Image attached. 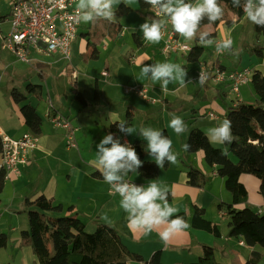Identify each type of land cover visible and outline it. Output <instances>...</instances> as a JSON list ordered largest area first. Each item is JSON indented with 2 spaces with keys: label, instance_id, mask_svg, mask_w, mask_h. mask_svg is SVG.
Returning a JSON list of instances; mask_svg holds the SVG:
<instances>
[{
  "label": "crops",
  "instance_id": "crops-1",
  "mask_svg": "<svg viewBox=\"0 0 264 264\" xmlns=\"http://www.w3.org/2000/svg\"><path fill=\"white\" fill-rule=\"evenodd\" d=\"M194 2L195 0L192 3ZM130 8H133V6ZM133 9L132 11H134ZM139 11L141 12L140 15L146 20L158 18L155 17V9L151 11L139 9ZM131 13L125 14V17H120L118 23L112 22L110 26L105 25L99 31L102 35L97 39V44L92 49L91 57L93 59L98 60L101 56L99 51L101 43L109 42L116 45L117 41H120L118 38L125 39L126 36L123 31L133 35L137 49L126 56L118 54L115 57L113 51L109 50L106 45L103 46L105 53H110L105 55L107 60L102 71L92 69V82L95 79V85L92 86L91 101L88 100L89 92H85L83 90L84 85H82L76 90L73 102L62 104L50 101L49 107L42 116L39 115L36 107L28 102L30 95L42 90L43 86L41 84L23 81L19 83L18 87L11 84L6 88L7 95H4L2 101H0L2 102V105H0V129L5 135L14 139H19L28 132L35 133L39 137V146L31 152L30 162L20 166V175L13 177L14 180H12L10 174L8 175L5 172V187L0 195V234H6L8 242L6 247L0 250V264H36L38 262L33 249L22 244L21 234L23 231L29 230L27 203L29 201L33 202L40 196L53 200L54 204L62 206V211L57 214L58 216H77L84 223V219L92 217L93 214L95 216L92 219L112 227L129 250L143 258L142 262H132L131 264L148 263L157 253L161 254L162 264H193L202 256L204 246L214 248L215 260L219 264H244L250 253L258 250L257 247L240 245L241 240L236 238L239 241V246L245 251L239 250L234 253L233 240L235 238L229 237V230L223 231L220 229L218 223L209 217L210 213H214V211L208 210L209 205H214L219 215L228 219L225 212L219 210V205L227 201L224 202L211 196V191L215 190L214 184L219 181L225 185V180L217 174L215 168L205 163L204 152L199 151L189 154L188 151L183 150V145L187 144L191 130L197 129L206 134L209 128L218 126L226 119L229 110L237 106L238 100L241 103H246L242 96V90L248 85L240 89V97L238 98L227 83L209 80L205 84H200V90L212 88L214 92L210 98L205 94L203 101L184 103L180 101L179 91H170L169 93L151 92L152 89L145 86L144 82L153 83V81L150 78L143 79L144 77L140 76L144 64L163 62L160 57L153 53H159L167 59L173 56H181L186 60V65L184 63L179 64L187 70L188 79L194 74L197 75V81L202 65L210 70L215 65H220L228 71L242 70V68L229 69L222 65L220 58L217 56L214 60L213 56L212 61L202 62V59L197 62L188 61L189 53L165 56L161 52L163 44L161 40L159 43L147 44L143 37L136 32L134 22L130 23L128 21ZM219 28L217 31H219ZM204 29L205 31H203ZM204 29L200 32L212 33L214 30L211 26ZM233 30L235 29L229 27L226 34H230ZM79 34L81 33L78 29V36ZM217 38L218 32L212 40ZM181 39L193 47L190 40L182 36ZM152 46H154V49H150ZM232 48L235 51L233 44ZM87 52H89L88 48ZM150 53L153 55H148ZM43 54L55 59H67L61 53L49 55L33 50V55L30 52V62L39 64L40 61L36 57ZM222 54L229 55L231 53L224 52ZM34 55L37 56L34 57ZM257 55L259 54L257 53ZM31 56L34 58L32 59ZM67 61L71 62V57ZM39 67L40 72L43 73V66L39 64ZM80 68L84 70V73H89V70H86V64L81 63ZM259 69L262 70L261 67ZM259 69L253 67L250 70L253 72L259 71L264 76L263 70L260 71ZM105 71L109 73L108 77L102 75ZM197 71L198 74H196ZM75 73L78 76L73 68L72 77ZM96 76H100L102 80L94 78ZM75 79L78 81V77ZM31 85L38 86V92L29 89ZM186 86H182V89ZM134 87L147 88V99L134 92L126 93V88ZM14 90L25 97L22 103L18 104L14 100ZM228 95L233 96L230 104L226 102ZM24 104L34 107L41 118L42 125L39 133L34 132L25 124V119L21 113V106ZM90 106H92V110ZM51 113L53 116H59L70 121L71 125L77 129V148L67 147V131L57 127L52 122ZM109 113H112V115L109 116ZM170 113H174L184 120L187 131L178 136L168 127L171 120ZM211 113L215 114L217 118H211L209 116ZM118 121L130 122L129 126L136 128L137 133L125 135L113 131L112 126L118 124ZM142 126L153 127L162 132L166 131L172 140L173 151L179 154V163L177 165L169 164L168 168H161L158 176L154 179H146L140 173H130L126 177L127 180L140 186H146L153 180L167 185L170 194L168 202L179 209L176 215L186 214L187 223L190 227L177 233L167 244L161 241L157 231L145 235L143 231L129 226L126 213L119 206L120 196L110 191V186L103 181L94 163L97 145L105 135L113 134L121 143L132 145L143 140L138 133L139 128ZM212 145L216 148H224V144ZM2 160L0 147V170H3L1 168ZM146 160L155 161L150 156H147ZM191 168L199 169L202 173L208 175L209 179L204 187L198 188L188 184L187 173ZM240 182L244 184L248 191L249 206L264 211V201L259 193L260 181L254 176L244 174L240 177ZM195 207L205 209L206 218L219 227L221 231L219 238L192 226L191 220ZM237 208L243 209L245 205H238ZM104 213H107L111 223H106L101 219V215Z\"/></svg>",
  "mask_w": 264,
  "mask_h": 264
},
{
  "label": "trees",
  "instance_id": "trees-1",
  "mask_svg": "<svg viewBox=\"0 0 264 264\" xmlns=\"http://www.w3.org/2000/svg\"><path fill=\"white\" fill-rule=\"evenodd\" d=\"M136 1L140 10H152L150 5L144 3V0ZM186 2L192 3L193 0H186ZM219 3L224 10L221 19L214 23L205 20L200 27V31L207 26L214 29L212 33H208L210 39L217 36L220 25L226 24L231 27L246 17L241 8L233 7L232 0H219ZM118 11L121 14H128L132 12V8L121 3ZM3 20L1 19L0 23ZM254 28L258 38L264 37V28L256 25ZM204 51L205 47L199 44V37H194L192 50L187 57L188 61H199ZM253 51L263 56L264 46L258 44ZM221 68L227 70L224 67ZM221 83H227L230 87L228 82ZM251 84L257 102L255 104L239 103L229 110L226 117L232 122L233 143L224 144V148H216L209 143L204 132L193 129L187 144L191 146L188 150L189 154L201 150L204 152L206 163L215 168L217 174L225 180L226 189L232 195L231 203L219 205V210L225 212L228 217L229 237L240 239L249 247L264 248V211L249 206L248 191L240 182V177L244 174L257 178L260 181L259 193L264 201V76L261 72H253ZM29 89L36 92L38 86L31 85ZM13 98L18 104L25 99L16 90L13 91ZM21 113L25 124L39 133L42 121L36 109L29 104H24L21 106ZM126 123L130 125V122ZM112 130L119 132L118 124L112 126ZM163 133L169 138L166 131ZM146 144L147 142L143 140L132 144L143 162L138 173L146 179H154L161 168L156 166L155 161L146 160L149 156L146 152ZM168 166L169 164H166L163 168ZM187 177L188 184L198 188L204 187L209 179L208 175L196 168H191ZM5 182L6 173L0 170V195L4 190ZM241 204H244L245 208L238 209L237 206ZM27 205L29 230L22 232V244L33 249L38 259L36 264H131L143 261L140 255L129 250L118 233L110 226L101 225L96 231L89 233L85 223L77 216H58L62 206L54 204L53 200L44 196L38 197L33 202L29 201ZM178 215L187 222L185 213ZM205 215V209L195 207L191 220L192 226L219 238L221 236L219 227ZM7 242V235L0 234V250L6 247ZM263 258V251L254 250L244 264H262ZM146 264H162L161 254H155ZM193 264H219L215 260L214 248L204 246L203 256Z\"/></svg>",
  "mask_w": 264,
  "mask_h": 264
},
{
  "label": "clouds",
  "instance_id": "clouds-1",
  "mask_svg": "<svg viewBox=\"0 0 264 264\" xmlns=\"http://www.w3.org/2000/svg\"><path fill=\"white\" fill-rule=\"evenodd\" d=\"M116 2L117 0H78L76 11L85 23H94L100 19L114 22L116 17L113 5ZM144 3L152 9H157L155 17H166L146 20L140 26L145 41L159 43L170 24L175 33L187 40L198 36L202 46L216 43L209 38L207 32H200V27L203 21L214 23L224 15L219 0H195L194 3H188L186 0H144ZM232 5L241 8L251 23L264 28V0H232ZM232 44L230 39L216 43V52L227 51L235 54ZM140 76L150 78L154 83L160 82L161 90L165 92L169 83H179L180 86L192 83V80L188 79L187 70L179 63L173 62L144 64ZM204 81L205 76L200 72L197 83L203 84ZM108 115L111 116L112 113ZM169 115V128L178 136L187 131V125L181 117L174 113ZM118 130L125 135L137 133L136 128L128 126L124 121H118ZM138 133L147 142L146 152L150 157H154L158 168L179 163V154L173 151L172 140L162 131L142 126ZM206 136L212 144L233 143L232 122L224 119L218 126L209 128ZM190 147L185 144L183 150L188 151ZM94 163L103 181L110 186V191L120 196L119 206L126 213L130 227L143 231L145 235L157 231L165 244L177 233L190 227L183 217L176 215L179 209L168 202L167 185L153 180L146 186H140L126 179L130 173L138 174V170L143 166L130 143H121L113 134L105 135L97 145ZM101 219L111 223L107 213L102 214Z\"/></svg>",
  "mask_w": 264,
  "mask_h": 264
},
{
  "label": "rangeland",
  "instance_id": "rangeland-1",
  "mask_svg": "<svg viewBox=\"0 0 264 264\" xmlns=\"http://www.w3.org/2000/svg\"><path fill=\"white\" fill-rule=\"evenodd\" d=\"M121 3H125L126 5L132 7L133 10L131 13L130 18L128 21L130 23L134 22V27L136 28V32L143 37V33L140 31V26L146 21L144 17L140 15V11L138 8L139 5L137 1L135 0H117V2L113 5V10L115 11V17L116 20L115 23H118L120 17H125V14H121L118 9L119 5ZM11 3L8 0H0V21L1 19H4L2 23H0V32L3 34H7L10 32L11 29ZM112 22L104 19L97 20L94 23H85L81 20V25L79 28V31L81 34H79L77 40L72 43L71 45V62L67 61V59H59V58H51L44 54L42 56H37L36 59L40 61V65L43 66V73L40 72V67L38 63L30 62L25 63L22 62L18 57L15 56V54L3 47V34L0 33V101H2V97L7 95L6 88L10 86L11 84H14L15 87L19 86L20 82L23 81H30L33 84H41L43 86L41 91H37L38 93H35L34 95H30L28 102L34 107H36L37 112L39 115L44 116V113L46 109L49 107V102H57L66 104L68 102H73L75 98V92L78 89V87L84 85L83 90L85 92H89L88 100H92V86L95 85V79L92 82V69L96 70H103V65L106 63V56L109 55V53H105V50L103 49V46L106 45L109 50L113 51L115 54L114 56L117 57L118 54H122L126 56L129 53H132L133 50L137 49V46L135 44L133 35L127 34V31H123L124 35L126 36L125 39L118 38L120 41H117L116 45L110 44L109 42L101 43L99 46V51L101 52V56L99 59H93L91 57L92 49H94V46L97 44V39L101 37V33L99 32L105 25H109ZM124 25V24H123ZM218 32V38L214 39L213 41H222L224 39H231L233 41V46L235 48V54H222L216 52L215 43L211 46L205 47V51L203 54V57L201 58L202 61H212L217 56L220 58V61L222 62V65L226 66L229 69H236L237 68H262L259 69L260 71L264 72V56H259L255 53L254 48L258 44L264 46V37L257 36L254 28V24L251 23L247 16L244 17L239 23L234 24L230 28H233V30L230 34H226V30L229 29V26L226 24L220 25ZM124 27H126L124 25ZM228 27V28H227ZM235 27V28H234ZM218 30V29H217ZM205 31V29L203 30ZM85 36V37H83ZM144 39V38H143ZM194 38L190 40L191 43H193ZM147 44H152L148 41H146ZM87 48L89 49V52H87ZM150 49H154V46H152ZM227 53V51H226ZM31 54L33 55V49L31 48ZM156 54L160 59L163 60V62H173V63H184L186 65V60L183 59L181 56H173L169 59L161 56L159 53H153ZM152 53L148 55H153ZM216 54V55H215ZM31 56V58H34ZM169 60V61H167ZM84 63L87 65L86 70H89V73H84V70L80 68V64ZM259 66V67H258ZM77 72L78 76L74 75L72 77V70ZM199 70V69H198ZM198 74V71L196 72ZM78 77V81L77 78ZM94 78H98L99 80H102L100 76H96ZM197 75L194 74L190 76L189 79L192 80V83L188 84L186 88L182 89V86L179 85V83H169L168 90L166 91L169 93L170 91L177 92L179 91L178 96H180L181 100L184 103H194V102H200L203 101L204 95L206 94L208 98L212 96L213 89H206V90H200V84L197 83ZM139 79V78H138ZM147 79V78H143ZM145 86L150 87L152 91H156V93H165V91L161 90L160 82H144ZM224 90V88H223ZM242 96L244 98V101L246 104H255L257 102V97L254 92L253 85L250 83L247 87H245L243 90ZM231 98H233L232 95H228L226 98L227 103H231ZM179 102V101H178ZM2 105V102H0ZM90 109L92 110V106H90ZM52 115V113H51ZM60 115V114H57ZM55 116V115H54ZM52 115L51 118L54 117ZM66 145H67V139H66ZM68 147V146H67ZM206 163V162H205ZM208 165V164H207ZM213 173V172H212ZM211 174V173H210ZM10 177L12 180H14L13 177H17L15 174H10ZM219 183V185H218ZM214 191H211V196L216 199H220L221 201H227L226 203L232 202V195L231 193L226 189V186L221 184L219 181L214 184ZM227 198V200H226ZM209 211H214L210 213L209 217L212 218V220H215L218 225L220 226V229L223 231L229 230L228 225V219H225L224 217H221L218 213V210H216V207L214 205L208 206ZM226 215V213H225ZM95 215L92 214V217ZM92 217H88L87 219H84V223L87 226V231L89 233L96 231V229L103 225V223H98L95 219H92ZM214 236V235H213ZM215 237V236H214ZM239 241L235 238L233 240V251L238 252L245 251L242 247L239 246ZM259 251L264 252V248L259 246L257 248ZM203 253H204V247H203ZM202 253V256H203ZM262 264H264V258L262 260Z\"/></svg>",
  "mask_w": 264,
  "mask_h": 264
},
{
  "label": "built area",
  "instance_id": "built-area-1",
  "mask_svg": "<svg viewBox=\"0 0 264 264\" xmlns=\"http://www.w3.org/2000/svg\"><path fill=\"white\" fill-rule=\"evenodd\" d=\"M8 1L11 3V29L7 34L0 32L3 34L4 48L11 50L16 57L25 63L31 61V48L39 53L49 55L61 53L67 59H70L71 45L77 39L82 20L80 14L76 11L78 0ZM156 12L157 9H155V14ZM158 18L166 19L162 16ZM161 41L163 43L161 52L165 56L179 53L186 54L192 50V45L183 41L181 36L172 30L170 24L167 26ZM220 42L223 41H217L216 43ZM200 72L205 76L203 84L209 80L218 83L228 82L231 90L237 94L238 98L240 97V89L250 84L253 77V71L248 68L228 71L222 69L220 65H215L211 70L202 65ZM102 75L108 77L109 73L105 71ZM125 90L126 93L134 92L145 99L148 97L147 88L134 87ZM239 103L241 102L238 100L237 105ZM209 116L213 119L217 118L213 113ZM52 122L57 127L67 131L68 148H77V129L71 125L70 121L54 116ZM38 146L39 137L35 133L28 132L21 138L14 139L5 135L0 129V147L3 159L1 168L8 175L11 173L20 175V166L30 162L29 156ZM240 245L245 246L246 244L241 241Z\"/></svg>",
  "mask_w": 264,
  "mask_h": 264
}]
</instances>
